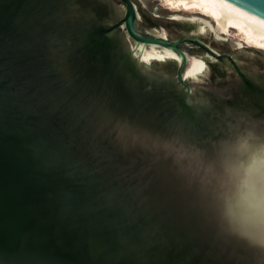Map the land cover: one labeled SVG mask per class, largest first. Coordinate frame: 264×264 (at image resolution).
<instances>
[{
  "label": "water",
  "instance_id": "water-1",
  "mask_svg": "<svg viewBox=\"0 0 264 264\" xmlns=\"http://www.w3.org/2000/svg\"><path fill=\"white\" fill-rule=\"evenodd\" d=\"M145 6L227 37L154 0H0V264H264L229 223L253 205L196 159L225 110L264 122V50L170 42ZM208 61L218 87L197 84Z\"/></svg>",
  "mask_w": 264,
  "mask_h": 264
},
{
  "label": "clouds",
  "instance_id": "clouds-1",
  "mask_svg": "<svg viewBox=\"0 0 264 264\" xmlns=\"http://www.w3.org/2000/svg\"><path fill=\"white\" fill-rule=\"evenodd\" d=\"M231 117L230 110H225L217 139L210 148L199 149L196 159L203 168L210 167L226 177L237 196H247L257 215L256 223H229L239 235L264 247V122Z\"/></svg>",
  "mask_w": 264,
  "mask_h": 264
},
{
  "label": "flooded vegetation",
  "instance_id": "flooded-vegetation-1",
  "mask_svg": "<svg viewBox=\"0 0 264 264\" xmlns=\"http://www.w3.org/2000/svg\"><path fill=\"white\" fill-rule=\"evenodd\" d=\"M176 15L174 14H160L158 12H153L152 9H149L145 6V10H143V23L148 26H155L159 29L163 28L165 31V38L173 42L174 40L189 36L193 37L196 36L203 40L204 42L208 43L211 46H215L219 49H223L225 47L234 48L229 42L232 41L230 38L222 35L224 39H217L215 35L212 33L211 29L208 26V23H205L204 20L198 19L195 17L194 21L188 20H181L179 18H175ZM180 16V15H177ZM183 18H190L188 16H180ZM161 18L165 20H161ZM192 18V17H191ZM206 28L207 32L202 33V30ZM183 46L186 48L187 51L193 54H202L201 48L196 46L193 43L185 42ZM170 65H175L174 60H170L168 62ZM229 69L224 67V64L218 61H208V67L206 69V75L204 76L203 80L197 82V84L202 85H217L220 86L221 80L225 78V73L228 72ZM236 77V76H235ZM203 82V83H202Z\"/></svg>",
  "mask_w": 264,
  "mask_h": 264
},
{
  "label": "bare ground",
  "instance_id": "bare-ground-1",
  "mask_svg": "<svg viewBox=\"0 0 264 264\" xmlns=\"http://www.w3.org/2000/svg\"><path fill=\"white\" fill-rule=\"evenodd\" d=\"M172 9L197 11L226 21L224 32L236 31L246 45L264 49V20L253 16L223 0H162Z\"/></svg>",
  "mask_w": 264,
  "mask_h": 264
},
{
  "label": "rangeland",
  "instance_id": "rangeland-1",
  "mask_svg": "<svg viewBox=\"0 0 264 264\" xmlns=\"http://www.w3.org/2000/svg\"><path fill=\"white\" fill-rule=\"evenodd\" d=\"M154 1H156L157 3H159L163 8H165V9H168V10H171V11H175L176 9H172V8H170L169 7V5H167L166 3H165V1H162V0H154ZM177 10H182V9H177ZM182 11H185V10H182ZM185 12H187V13H199V12H197V11H194V10H191V11H185ZM201 14V13H200ZM226 35H227V37L228 38H230V39H232V40H240L239 39V37L237 36V34H236V31H228V32H224ZM261 50H264V49H261Z\"/></svg>",
  "mask_w": 264,
  "mask_h": 264
},
{
  "label": "snow or ice",
  "instance_id": "snow-or-ice-1",
  "mask_svg": "<svg viewBox=\"0 0 264 264\" xmlns=\"http://www.w3.org/2000/svg\"><path fill=\"white\" fill-rule=\"evenodd\" d=\"M200 69H201V70L203 69V66H202V65L200 66Z\"/></svg>",
  "mask_w": 264,
  "mask_h": 264
}]
</instances>
